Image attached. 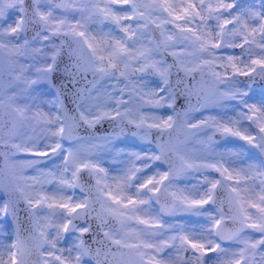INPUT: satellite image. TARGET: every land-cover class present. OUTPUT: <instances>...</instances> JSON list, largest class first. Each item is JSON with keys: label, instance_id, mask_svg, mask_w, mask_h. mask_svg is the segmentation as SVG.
I'll return each mask as SVG.
<instances>
[{"label": "snow or ice", "instance_id": "6c2138e0", "mask_svg": "<svg viewBox=\"0 0 264 264\" xmlns=\"http://www.w3.org/2000/svg\"><path fill=\"white\" fill-rule=\"evenodd\" d=\"M0 264H264V0H0Z\"/></svg>", "mask_w": 264, "mask_h": 264}, {"label": "water", "instance_id": "95a60500", "mask_svg": "<svg viewBox=\"0 0 264 264\" xmlns=\"http://www.w3.org/2000/svg\"><path fill=\"white\" fill-rule=\"evenodd\" d=\"M168 59H169V61H171V57H169ZM105 127H106V125H105ZM217 138L219 139V137H217ZM127 141H129V140H127Z\"/></svg>", "mask_w": 264, "mask_h": 264}, {"label": "flooded vegetation", "instance_id": "af4514ba", "mask_svg": "<svg viewBox=\"0 0 264 264\" xmlns=\"http://www.w3.org/2000/svg\"><path fill=\"white\" fill-rule=\"evenodd\" d=\"M238 51V50H237ZM130 141V143L129 144H131V143H133L131 140H129ZM136 143H138V142H136ZM167 219V218H166Z\"/></svg>", "mask_w": 264, "mask_h": 264}, {"label": "rangeland", "instance_id": "374dc122", "mask_svg": "<svg viewBox=\"0 0 264 264\" xmlns=\"http://www.w3.org/2000/svg\"><path fill=\"white\" fill-rule=\"evenodd\" d=\"M197 115H199V114H197ZM107 166V165H106ZM181 183H183V182H181Z\"/></svg>", "mask_w": 264, "mask_h": 264}]
</instances>
